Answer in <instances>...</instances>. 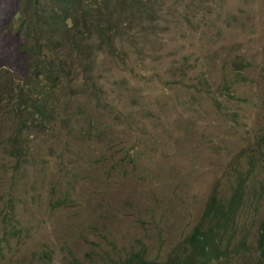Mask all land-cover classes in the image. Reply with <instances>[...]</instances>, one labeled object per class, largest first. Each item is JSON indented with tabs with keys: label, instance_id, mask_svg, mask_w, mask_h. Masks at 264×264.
Segmentation results:
<instances>
[{
	"label": "rangeland",
	"instance_id": "1",
	"mask_svg": "<svg viewBox=\"0 0 264 264\" xmlns=\"http://www.w3.org/2000/svg\"><path fill=\"white\" fill-rule=\"evenodd\" d=\"M160 1L161 32L144 27L152 43L130 52L131 74L116 57L94 63L95 86L64 85L55 122L17 139L4 87L27 67L13 0H0V69L11 71L0 90V264L165 260L215 184L228 197L251 161L240 213L264 217V197L252 205L264 185V0Z\"/></svg>",
	"mask_w": 264,
	"mask_h": 264
},
{
	"label": "trees",
	"instance_id": "2",
	"mask_svg": "<svg viewBox=\"0 0 264 264\" xmlns=\"http://www.w3.org/2000/svg\"><path fill=\"white\" fill-rule=\"evenodd\" d=\"M164 3L160 0H13L9 27L20 40L19 51L24 55L27 72L18 82L5 85L3 108H8V117L17 124V139L24 129L36 126L48 130L55 122L59 91L64 85L69 93L95 86L92 80L96 71L91 70L94 63L116 57L121 64L114 67H126L131 74L134 68L128 63L130 52L140 55L144 52V55L149 49L152 40L144 27L152 35L161 32L154 20L162 13L159 7ZM136 29L141 30L135 32ZM8 72L11 71L0 69V90ZM11 142L19 149L15 154L19 157L23 144ZM240 176L228 197L220 195L219 185L214 187L201 222L187 238L193 253L178 250L165 261L147 260L142 253H133L124 264H229L228 259L251 252L249 230L240 236L238 209L252 176L249 173ZM254 252V264H264V219L257 231Z\"/></svg>",
	"mask_w": 264,
	"mask_h": 264
},
{
	"label": "clouds",
	"instance_id": "3",
	"mask_svg": "<svg viewBox=\"0 0 264 264\" xmlns=\"http://www.w3.org/2000/svg\"><path fill=\"white\" fill-rule=\"evenodd\" d=\"M255 169H256V162L251 161V162H250V165H249V168H248L247 170L241 171V172H239V173L237 174V179H236L235 184H234L233 187L231 188V193H230V195L232 194V191H233L234 186H236V185L239 183L238 180H239V178L241 177L240 174H242V173H249V174L253 177ZM252 177L250 178L249 182L251 181ZM249 182H248L247 187H246V192H245V197H244L243 203H242L241 207L238 209V213H239L238 224H242V226H241V228H240V236H242L246 230H249L250 235H251L252 232L255 230V228H256L258 222H259L260 220L262 221V220L264 219V217H263L262 219L258 220V222H257L256 224H253L249 218L243 216V214L240 213V210H241V208H243L244 203H245L246 194H247V188H248ZM216 185H218V184H215V186H216ZM215 186H214V187H215ZM214 187H213V189H214ZM262 187H264V185H263ZM212 191H213V190H212ZM211 195H212V192H211L210 196H211ZM220 195L226 197V195H224V194L222 193L221 187H220ZM230 195H229V196H230ZM210 196H209V197H210ZM263 197H264V190H262V189H261V191H259V192H257V193L255 194V197H254L253 200H252V205H253V207H254L255 209L258 208V207L260 206L261 201L263 200ZM208 199H209V198H208ZM207 201H208V200H207ZM206 203H207V202H206ZM205 206H206V205H205ZM204 212H205V209H204ZM204 212H203V214H204ZM203 214H202V216H203ZM202 216H201V218L199 219V221L195 224V226H197V225L201 222ZM261 221H260V222H261ZM195 226L192 228V230L190 231V233L193 231V229L195 228ZM259 226H260V224H259ZM258 228H259V227H258ZM190 233L188 234V236L190 235ZM188 236L186 237V239H185L183 245L179 244L178 246H176V247L171 251V253H170L169 256L167 257V259L170 258V257H171L175 252H177L178 250H181V251H183V252H185V253H193L192 247H191L190 244L187 242V238H188ZM256 238H257V237H256ZM250 243L253 245V247H252V249H251V252H249V253H247V254H245V255H239V256L236 257V258H240L245 264H254V263H255V260H256V259H255V258H256V255H255V252H254V244H253L252 241H251V236H250ZM196 258H197L198 260H200V257H199L198 255L196 256ZM146 259H147V258H146ZM126 260H127V259H126ZM126 260H125V261H126ZM147 260H149V259H147ZM165 260H166V259H165ZM165 260H162V261H165ZM233 260H234V258L228 259L229 264H231ZM125 261H124L122 264H124ZM155 261H160V260H155ZM236 264H237V263H236Z\"/></svg>",
	"mask_w": 264,
	"mask_h": 264
}]
</instances>
